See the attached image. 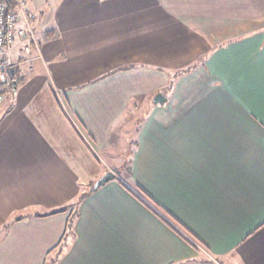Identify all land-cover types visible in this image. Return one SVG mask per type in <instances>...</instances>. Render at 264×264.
<instances>
[{"label":"crops","instance_id":"obj_1","mask_svg":"<svg viewBox=\"0 0 264 264\" xmlns=\"http://www.w3.org/2000/svg\"><path fill=\"white\" fill-rule=\"evenodd\" d=\"M28 9L46 33L2 92L0 264H264V0ZM122 139L130 175L88 173Z\"/></svg>","mask_w":264,"mask_h":264},{"label":"built area","instance_id":"obj_2","mask_svg":"<svg viewBox=\"0 0 264 264\" xmlns=\"http://www.w3.org/2000/svg\"><path fill=\"white\" fill-rule=\"evenodd\" d=\"M30 0H0V104L3 102V93L8 91L11 74L21 64L31 61L33 53L38 54L45 38L46 30L37 26V15L28 9ZM19 44L21 56L14 64H10L9 54Z\"/></svg>","mask_w":264,"mask_h":264},{"label":"rangeland","instance_id":"obj_3","mask_svg":"<svg viewBox=\"0 0 264 264\" xmlns=\"http://www.w3.org/2000/svg\"><path fill=\"white\" fill-rule=\"evenodd\" d=\"M79 148H82V145H80ZM135 149L136 144L131 143V141L126 142L125 139H122V144L114 145L113 148L107 149V151L97 148L95 150L96 152L91 150L93 153L92 160L94 163L92 164L93 167L91 166V164H88V169L86 170L88 171V173H91V171L94 170V166H97L101 169H103V166H105L113 169L117 176H129L131 156ZM86 170H83L82 172H87Z\"/></svg>","mask_w":264,"mask_h":264},{"label":"water","instance_id":"obj_4","mask_svg":"<svg viewBox=\"0 0 264 264\" xmlns=\"http://www.w3.org/2000/svg\"><path fill=\"white\" fill-rule=\"evenodd\" d=\"M9 72H10V74H12V69H10ZM161 100L165 101V98H163V96H161V95H156L154 98V103L155 104L161 103ZM113 179H114V174L109 172L95 182V184L93 185V189L97 190L98 188H100V187L104 186L105 184L111 182Z\"/></svg>","mask_w":264,"mask_h":264},{"label":"trees","instance_id":"obj_5","mask_svg":"<svg viewBox=\"0 0 264 264\" xmlns=\"http://www.w3.org/2000/svg\"><path fill=\"white\" fill-rule=\"evenodd\" d=\"M10 78H11V82H17V78H16V74H15V71L12 73V75L10 76ZM123 186V185H122ZM123 188L125 189V190H127L124 186H123ZM94 191H96V189H92V191H91V193L92 192H94ZM128 191V190H127ZM129 192V191H128ZM130 193V192H129ZM85 196H87V194H82L81 196H80V200H82ZM135 198L140 202V203H142L149 211H151L153 214H155L156 215V213L154 212V211H152L148 206H146L138 197H136V195H135ZM157 216V215H156ZM158 217V216H157ZM159 218V217H158ZM159 219H161V221L163 222V223H165L167 226H169L168 225V223L166 222V221H164L163 219H162V217H160ZM170 227V226H169Z\"/></svg>","mask_w":264,"mask_h":264}]
</instances>
